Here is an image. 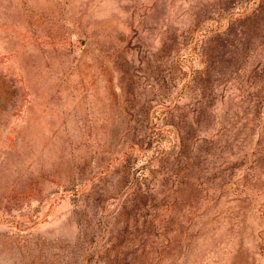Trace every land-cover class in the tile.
<instances>
[{
	"label": "rangeland",
	"instance_id": "rangeland-1",
	"mask_svg": "<svg viewBox=\"0 0 264 264\" xmlns=\"http://www.w3.org/2000/svg\"><path fill=\"white\" fill-rule=\"evenodd\" d=\"M0 264H264V0H0Z\"/></svg>",
	"mask_w": 264,
	"mask_h": 264
}]
</instances>
